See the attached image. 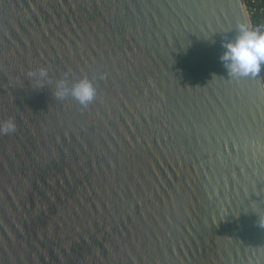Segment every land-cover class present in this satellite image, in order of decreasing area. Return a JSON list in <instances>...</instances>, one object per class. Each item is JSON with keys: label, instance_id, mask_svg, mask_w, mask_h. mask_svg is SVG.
Instances as JSON below:
<instances>
[{"label": "water", "instance_id": "95a60500", "mask_svg": "<svg viewBox=\"0 0 264 264\" xmlns=\"http://www.w3.org/2000/svg\"><path fill=\"white\" fill-rule=\"evenodd\" d=\"M241 24L243 0H0V264H264V76L220 60ZM85 78L87 106L55 95Z\"/></svg>", "mask_w": 264, "mask_h": 264}, {"label": "clouds", "instance_id": "9594fccd", "mask_svg": "<svg viewBox=\"0 0 264 264\" xmlns=\"http://www.w3.org/2000/svg\"><path fill=\"white\" fill-rule=\"evenodd\" d=\"M224 49L220 60L227 72L238 77L257 76L264 70V31L249 28L241 24L238 27V35L234 40L222 42ZM37 79L43 81L48 77L46 70L41 69L38 73H31ZM96 88L88 79H82L70 88L66 81L61 80L56 85L55 95L64 97L71 95L81 105L87 106L96 98ZM14 121H7L0 125V133L14 132Z\"/></svg>", "mask_w": 264, "mask_h": 264}, {"label": "built area", "instance_id": "2783aa9c", "mask_svg": "<svg viewBox=\"0 0 264 264\" xmlns=\"http://www.w3.org/2000/svg\"><path fill=\"white\" fill-rule=\"evenodd\" d=\"M247 7L251 28L264 31V0H243ZM264 76V70H262Z\"/></svg>", "mask_w": 264, "mask_h": 264}]
</instances>
